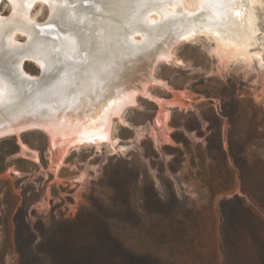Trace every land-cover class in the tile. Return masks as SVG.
I'll use <instances>...</instances> for the list:
<instances>
[{"label":"rangeland","instance_id":"1","mask_svg":"<svg viewBox=\"0 0 264 264\" xmlns=\"http://www.w3.org/2000/svg\"><path fill=\"white\" fill-rule=\"evenodd\" d=\"M253 4L259 56L223 57L212 37L177 44L153 69L161 83L111 116L109 140L0 137V264H215L211 227L219 264H264V0ZM48 14L37 2L29 18Z\"/></svg>","mask_w":264,"mask_h":264},{"label":"bare ground","instance_id":"2","mask_svg":"<svg viewBox=\"0 0 264 264\" xmlns=\"http://www.w3.org/2000/svg\"><path fill=\"white\" fill-rule=\"evenodd\" d=\"M255 1L9 0L0 16V137L38 128L53 144L109 140L111 116L150 95L146 85L161 83L154 67L177 44L212 37L223 57L259 56L249 53ZM37 2L48 5L43 22L29 18ZM26 61L38 76L23 70Z\"/></svg>","mask_w":264,"mask_h":264},{"label":"crops","instance_id":"3","mask_svg":"<svg viewBox=\"0 0 264 264\" xmlns=\"http://www.w3.org/2000/svg\"><path fill=\"white\" fill-rule=\"evenodd\" d=\"M202 205V204H200ZM204 206L208 207L209 210L212 209L213 205L212 204H204ZM212 211V210H210ZM210 235L213 238L210 242V244L208 245L207 249V254H209V256H211L213 258V262L215 264H219V260H218V249H217V240H216V230L214 229V227L210 229Z\"/></svg>","mask_w":264,"mask_h":264},{"label":"water","instance_id":"4","mask_svg":"<svg viewBox=\"0 0 264 264\" xmlns=\"http://www.w3.org/2000/svg\"><path fill=\"white\" fill-rule=\"evenodd\" d=\"M3 137V136H2Z\"/></svg>","mask_w":264,"mask_h":264}]
</instances>
